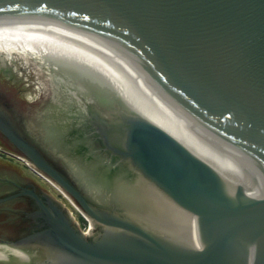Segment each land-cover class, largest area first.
<instances>
[{"label": "water", "instance_id": "1", "mask_svg": "<svg viewBox=\"0 0 264 264\" xmlns=\"http://www.w3.org/2000/svg\"><path fill=\"white\" fill-rule=\"evenodd\" d=\"M32 18L76 25L138 66L137 114L84 116L112 156L197 215L203 242L95 202L5 129L99 229L86 236L47 194L0 197L36 207L1 239L0 264H264V0H0V21Z\"/></svg>", "mask_w": 264, "mask_h": 264}, {"label": "bare ground", "instance_id": "2", "mask_svg": "<svg viewBox=\"0 0 264 264\" xmlns=\"http://www.w3.org/2000/svg\"><path fill=\"white\" fill-rule=\"evenodd\" d=\"M2 52L14 54L34 66L48 84L50 104L55 101L51 96L54 88L68 87L80 93L86 103H80L76 118L87 107L138 112V66L101 38L76 25L50 18L0 21ZM42 134L47 136L46 131ZM69 151L77 161L73 176L95 202L119 203L152 230L202 241L197 215L180 206L140 172L133 171L128 163L115 165L87 156L74 143ZM38 174L88 220L86 235L92 234L96 223L91 216L58 183L41 171Z\"/></svg>", "mask_w": 264, "mask_h": 264}, {"label": "flooded vegetation", "instance_id": "3", "mask_svg": "<svg viewBox=\"0 0 264 264\" xmlns=\"http://www.w3.org/2000/svg\"><path fill=\"white\" fill-rule=\"evenodd\" d=\"M29 85V83L27 87H24L23 84L22 86L17 85L13 78L0 76V150L6 148L18 159L24 158L30 162L33 161L28 154L21 150L15 139L5 134V129H8L16 139L21 136L41 149L47 163L66 179L77 182L79 187L81 186L78 184V180L73 176L77 161L69 151L73 143L82 147L87 156L106 162L110 161L117 165L122 164L118 158L112 156L104 148V144L92 128L91 118L84 116L90 107L84 108V114L76 118L80 114V103L83 105L86 103L80 93L74 92L68 87L54 88L51 96L55 101L50 104V92L47 91L35 97L27 95V91H32ZM41 130L46 131L47 136L44 137ZM17 154L23 157L20 158ZM33 164L35 165V163ZM5 165L6 167L0 166V197L20 192L23 189L33 190L41 196L47 194L64 211L71 213L73 223L81 232L85 235L88 233L90 226L88 220L79 214L61 193L60 197L54 196L46 189L45 185L35 179V176L44 179L42 176L33 172L35 176L29 175L20 170L16 171L9 164ZM35 166L41 173L54 180L43 169ZM81 190L85 192L82 187ZM35 208L34 199L28 194L18 195L0 202V226L7 225L18 228L17 236L10 237V240L19 238L23 228L31 224L26 213ZM98 229L99 227L95 225L92 234ZM92 234L86 236H92ZM0 241L2 240L0 239Z\"/></svg>", "mask_w": 264, "mask_h": 264}, {"label": "rangeland", "instance_id": "4", "mask_svg": "<svg viewBox=\"0 0 264 264\" xmlns=\"http://www.w3.org/2000/svg\"><path fill=\"white\" fill-rule=\"evenodd\" d=\"M23 61L24 59H21L14 54H6L3 52L0 53V76L3 78L11 77L15 81V84L21 86L23 84L24 87H27L29 83V86L30 88H32V91H27V95H33L35 97L40 94H43V92H47L46 90L48 84L46 83L45 79L35 71L33 65H29L25 61ZM19 156L23 157L21 155ZM0 164L1 167H6L5 164H9L13 168H15L16 171L20 170L21 172H25L29 175H33L34 173L30 170V168L26 165L23 160L14 157L6 148L0 150ZM35 179L45 185L46 189H48L52 194H54V196H61L60 192L52 184L37 176H35ZM17 234V227L7 225L0 226V239H9L10 237L14 238L17 236Z\"/></svg>", "mask_w": 264, "mask_h": 264}, {"label": "built area", "instance_id": "5", "mask_svg": "<svg viewBox=\"0 0 264 264\" xmlns=\"http://www.w3.org/2000/svg\"><path fill=\"white\" fill-rule=\"evenodd\" d=\"M24 161H25L26 165L30 168L31 171H33L34 173H37L38 174V172L40 170H38L37 167L32 162H30V161H28L26 159Z\"/></svg>", "mask_w": 264, "mask_h": 264}]
</instances>
